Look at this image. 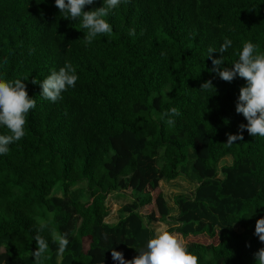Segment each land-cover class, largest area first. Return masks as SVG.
<instances>
[{
    "label": "trees",
    "instance_id": "1",
    "mask_svg": "<svg viewBox=\"0 0 264 264\" xmlns=\"http://www.w3.org/2000/svg\"><path fill=\"white\" fill-rule=\"evenodd\" d=\"M106 19L111 34L85 46L80 20L64 19L55 0H0V79L27 78L36 101L26 135L0 155V264H35L41 223L49 245L41 264H119L111 250L131 260L156 222L184 238L200 235L186 244L199 264H256L264 137L239 129L247 121L235 107L246 82L210 71L207 49L232 41L226 53L211 54L223 55L222 68L238 60L244 42L264 53V0H129ZM66 62L76 69L75 87L55 103L42 98L32 79ZM207 80L215 90H199ZM172 107L181 113L174 126L160 118ZM238 133L243 140L226 143ZM183 176L194 185L189 194L172 204L161 192L153 197L161 181ZM113 193L130 202L109 223ZM56 231L69 240L62 255Z\"/></svg>",
    "mask_w": 264,
    "mask_h": 264
},
{
    "label": "clouds",
    "instance_id": "2",
    "mask_svg": "<svg viewBox=\"0 0 264 264\" xmlns=\"http://www.w3.org/2000/svg\"><path fill=\"white\" fill-rule=\"evenodd\" d=\"M122 2L128 3L129 0H103L101 7L88 11L84 10L85 6L94 4V0H55V6L64 19L80 20L81 27L86 30L83 41L85 46H88L97 36L111 34L112 26L106 17ZM128 34L135 36V29H129ZM231 46L232 41L225 38L218 50L212 47L207 49V57L213 65L210 71L225 82L231 83L237 76L246 82L239 89L235 107V111L242 114L247 121V124H240L239 129L241 132L246 129L250 136L264 137V53L257 52L258 46L252 42H244L242 50L238 53V60L231 68H222L223 55L220 58H212L211 54L226 53ZM4 63H8L7 59ZM23 80L27 78L13 81L0 79V127L7 129V133L0 134V155H7L9 145L20 141L26 135L27 116L36 106V101L29 97ZM77 80L75 67L66 62L58 71L52 70L42 81L32 79L31 83L40 85L42 98L55 103L63 98L62 92L75 87ZM213 89L215 90L211 80L203 82L199 88L202 91ZM180 115V111L172 107L163 112L160 118L168 125L174 126V118ZM239 140H243L242 134H227V144L231 145ZM46 227V224L41 223L34 237L36 247L32 256L35 264H41L49 250L48 241L40 235ZM254 235L264 242V217L256 220ZM52 240L58 245L57 253L62 255L69 244L67 234L56 231L52 233ZM137 252L138 255L131 260H125L123 254L114 249L111 250V256L119 264H199L198 257L188 251L186 242L164 227L158 229ZM253 255L256 264H264V248L258 249Z\"/></svg>",
    "mask_w": 264,
    "mask_h": 264
},
{
    "label": "rangeland",
    "instance_id": "3",
    "mask_svg": "<svg viewBox=\"0 0 264 264\" xmlns=\"http://www.w3.org/2000/svg\"><path fill=\"white\" fill-rule=\"evenodd\" d=\"M231 163V158H226L224 160H222L219 163V166L223 165V164H230ZM193 183L191 181H189L188 178H186V176L183 177H178L175 180L172 181H161L159 184V188L156 190L152 191V195L153 197H155L159 192H161L164 197L167 199V201H169L171 204L174 201V197L178 194H189L192 190H193ZM60 194V193H58ZM114 195V196H113ZM130 202L129 199L127 198H122L119 199L118 197H115V194H110L107 199H106V204L109 210V214L106 218V221L109 223H113L116 222L120 213V209L122 207L123 204ZM151 209H154V206L150 205L147 206L143 209H141L142 212H150ZM157 227H155V231L164 227L168 229V225H165L163 223H159L156 224ZM177 234V233H176ZM181 239H183L186 244L192 241H201L203 240L202 237L199 236H188V237H181L179 234H177Z\"/></svg>",
    "mask_w": 264,
    "mask_h": 264
},
{
    "label": "crops",
    "instance_id": "4",
    "mask_svg": "<svg viewBox=\"0 0 264 264\" xmlns=\"http://www.w3.org/2000/svg\"><path fill=\"white\" fill-rule=\"evenodd\" d=\"M114 196V195H113ZM115 197H118L119 199H122L123 197L122 196H120V195H118V194H115ZM160 222H156V223H154L153 224V227L155 228V227H157V225L156 224H159ZM157 231V230H156Z\"/></svg>",
    "mask_w": 264,
    "mask_h": 264
}]
</instances>
